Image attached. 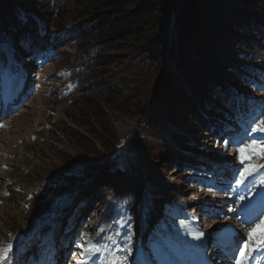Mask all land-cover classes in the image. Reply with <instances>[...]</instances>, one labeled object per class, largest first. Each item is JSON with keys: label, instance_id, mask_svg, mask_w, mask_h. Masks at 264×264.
<instances>
[{"label": "trees", "instance_id": "1", "mask_svg": "<svg viewBox=\"0 0 264 264\" xmlns=\"http://www.w3.org/2000/svg\"><path fill=\"white\" fill-rule=\"evenodd\" d=\"M7 39L19 55L65 57L64 70L76 85L73 96H80L75 117L87 129L86 142L63 131L75 151L53 165L43 181L29 184L25 209L34 222H48L36 239L52 232L55 243L65 245L68 236L59 233L63 220L58 218L63 209L76 212V226L84 219L83 211L90 222L94 203L100 209L112 199L124 212L119 221L114 210L112 226L120 263L130 264L140 247L147 261L156 264L159 233L171 235L178 222L187 221L190 204H179L182 189L185 185L188 192L191 183L203 181L211 157L195 146L197 138L183 134L192 124L194 131L207 129L205 116L214 124L212 116L234 120L260 105L264 0H0V43ZM111 68L137 78L133 96L124 97L121 89L103 84L114 77ZM114 115L137 117V137L121 150L111 125ZM169 124L178 130L166 133L163 126ZM165 164L173 165L172 173L190 174L180 185L170 186L164 181ZM128 177L133 187L126 185ZM124 185L129 191L120 192ZM84 202L87 212L80 205ZM45 208L49 213L42 216ZM16 231L20 242L3 236L0 246L11 243L15 264H25L42 248L39 240Z\"/></svg>", "mask_w": 264, "mask_h": 264}, {"label": "rangeland", "instance_id": "2", "mask_svg": "<svg viewBox=\"0 0 264 264\" xmlns=\"http://www.w3.org/2000/svg\"><path fill=\"white\" fill-rule=\"evenodd\" d=\"M32 16L38 17L35 13H32ZM212 49L214 50V47ZM65 52L72 54L73 50L67 49ZM64 60L60 61L53 53H49L45 60L29 57L27 53L19 55L15 53L11 39L0 43V91L4 87L15 86L19 80L25 82V90H27L22 95L23 102L15 107L16 111L0 123V242L3 236L9 235L13 237V241L20 242L16 240L18 237L14 234L18 233L16 230H22L27 239L31 240L37 237L36 233L40 228L48 226V222L43 224L34 222L25 209L30 200L29 184L43 181L42 176L50 172L54 168L53 165L56 166L58 161L66 159L68 154L75 151L67 141L70 137L68 136V139L63 137V131L69 132V135L72 132L77 133L84 142L87 141L84 133L87 129L81 127L82 121H78L75 117L78 113L74 105L80 96H73L76 86L71 85L72 79L64 70ZM111 69L114 70V77L111 80L104 79L103 84L109 83L111 87L121 89L124 97L133 96L135 90L139 88L137 78L119 73L121 69ZM91 71H87V75L85 73L84 76H88ZM121 80L126 81L128 85L124 87ZM261 84L264 85V81ZM257 98L262 105L249 109L245 117L236 120L238 124L245 125L247 136L243 135L239 138L243 143H230L226 147V141H230V137H219L217 134L212 139L206 129V131L201 129V132L194 131V124L187 128L189 132L184 135L198 139L196 143L189 141L190 144L195 143L200 152L211 154L209 161L215 166L211 165L212 169L210 166L205 173L204 181L196 185L191 183L188 192L184 185L182 190L185 194L182 202L184 205H187V202L190 204V209L185 212L187 223L175 226V232L171 237L164 238L163 234L159 233L156 248L160 250L161 258L159 256L156 259V264H179L182 263V257L196 261L197 250L202 248L207 252L206 257L213 262L214 259H218L213 255L214 250L218 249L215 243L217 239L214 241L213 238L220 235L226 226L241 224L243 227L242 235L238 240L239 250V247H243V242L248 239L249 231L264 221L263 214L257 222L243 224L238 215L242 207L241 197L247 196L253 199L259 196L260 199H264V185L259 178L264 174V169L249 176L241 185L236 183L240 173L235 171L242 167L238 159L239 148L253 142L264 145V139L259 138L264 134L252 133V128L264 120V87L258 91ZM112 117L111 125L118 137L119 150L129 147L132 137H137L134 130L137 117L135 115ZM207 126L210 128L209 123ZM252 164H264V159L254 157ZM222 165L226 167V171L219 167ZM162 169L166 171L164 181L170 186L180 185L184 182V177L190 174L185 170L172 173L171 164L163 165ZM126 181L133 187L131 177ZM246 183H249L248 187ZM96 205L92 206L93 217L90 222L85 220L78 231L73 233L78 241L76 245L73 248L69 247L70 249L66 247L64 253L59 251L61 259L60 261L57 259L53 264L58 262L59 264H81V262L82 264H102L101 262L121 264L112 226L115 224L114 210L118 209L117 213H120L119 221L124 216V212L119 210L120 207H116L112 199H108L103 208L98 209ZM49 210L50 208H45L42 216L47 215ZM194 210H197L196 214ZM69 214L70 218L66 223L70 224L73 213ZM59 217L61 218V215ZM192 217L196 220L192 221ZM156 223L163 228L162 223L159 221ZM92 228L95 229V233L91 232ZM197 232L204 235L200 239H194L193 236ZM50 242L53 246L51 233L42 236L40 244L45 246L42 253L27 264H48L50 254L53 253L50 251L52 247ZM20 246L15 247V252ZM137 251L135 261L130 264H148L143 260L139 248ZM98 254L100 258L97 262L91 261ZM223 261L227 264L235 262L221 260ZM0 264H4V261H0ZM7 264H15L13 254H8Z\"/></svg>", "mask_w": 264, "mask_h": 264}, {"label": "snow or ice", "instance_id": "3", "mask_svg": "<svg viewBox=\"0 0 264 264\" xmlns=\"http://www.w3.org/2000/svg\"><path fill=\"white\" fill-rule=\"evenodd\" d=\"M260 87H264V85H260ZM252 133L264 134V120H262L259 125L252 128ZM245 136H247V133H245ZM259 138L264 139V135H261ZM230 143H243V140L226 141L225 146L227 147ZM238 151V159L242 167L235 170L240 173V177L236 183L237 185H241L249 176H252L254 173H258L260 169H264V164H252V159L254 157L264 159V145L253 142L243 148H239ZM259 178L261 184L264 185V174H261ZM241 199H243V197H241ZM203 235V233L197 232L194 234L193 238L200 239ZM11 249V243L7 244L3 248H0V261H4V264H7L8 254ZM259 249H264V221H261L255 229L249 231L248 239L243 242V247H239V257H232V259L235 261V264H249V259L254 258L253 252Z\"/></svg>", "mask_w": 264, "mask_h": 264}, {"label": "bare ground", "instance_id": "4", "mask_svg": "<svg viewBox=\"0 0 264 264\" xmlns=\"http://www.w3.org/2000/svg\"><path fill=\"white\" fill-rule=\"evenodd\" d=\"M175 129H171V132H173ZM248 209H250V208H248ZM251 210V209H250ZM261 251H262V253L260 254V255H258V256H256L255 254L253 255V257H254V260H256V263L258 262V260H259V258L260 257H262V259H261V263L262 264H264V249H260ZM255 256H256V258H255ZM255 262H253L252 264H254ZM249 264H251L250 262H249Z\"/></svg>", "mask_w": 264, "mask_h": 264}]
</instances>
